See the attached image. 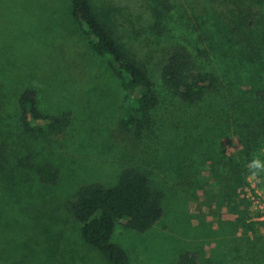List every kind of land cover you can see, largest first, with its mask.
I'll return each mask as SVG.
<instances>
[{"label": "rangeland", "instance_id": "374dc122", "mask_svg": "<svg viewBox=\"0 0 264 264\" xmlns=\"http://www.w3.org/2000/svg\"><path fill=\"white\" fill-rule=\"evenodd\" d=\"M92 3L153 81L152 128L140 139L119 130L137 93L90 48L72 0H0V264H107L69 206L81 187H112L131 168L165 196L149 232L115 230L132 264H179L186 252L198 264H264V174L249 169L264 161V0ZM177 47L218 79L195 104L160 78ZM27 88L43 114L68 116L62 133L24 132ZM45 164L58 171L53 185L40 181Z\"/></svg>", "mask_w": 264, "mask_h": 264}, {"label": "trees", "instance_id": "16d2710c", "mask_svg": "<svg viewBox=\"0 0 264 264\" xmlns=\"http://www.w3.org/2000/svg\"><path fill=\"white\" fill-rule=\"evenodd\" d=\"M72 9L90 48L107 61L124 90L137 93L134 103L125 110L119 122V130L126 136L140 139L145 131L151 130V113L160 104L151 77L122 48L112 29L94 9L92 0H72ZM160 78L186 104L199 102L218 84L214 75L196 71L185 47H177L171 52ZM19 108L21 126L28 136L60 134L66 126L67 115L56 117L41 112L36 89L23 91ZM1 116L0 95V119ZM27 166L33 168L30 163ZM38 174L45 185H53L58 180V171L49 164L39 167ZM164 199V193L152 187L146 174L131 168L124 170L112 187L101 184L81 187L69 210L81 226L84 243L101 253L107 264H132L126 250L113 241L115 230L121 225L134 232H149L164 216ZM198 259L196 254L186 252L181 255L179 264H198Z\"/></svg>", "mask_w": 264, "mask_h": 264}, {"label": "clouds", "instance_id": "9594fccd", "mask_svg": "<svg viewBox=\"0 0 264 264\" xmlns=\"http://www.w3.org/2000/svg\"><path fill=\"white\" fill-rule=\"evenodd\" d=\"M249 169L252 178H256L261 174H264V161L259 158H254L249 163Z\"/></svg>", "mask_w": 264, "mask_h": 264}]
</instances>
